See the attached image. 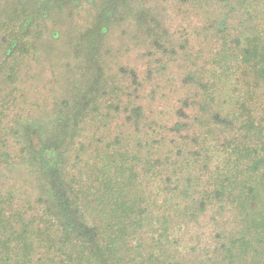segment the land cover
<instances>
[{
  "label": "rangeland",
  "instance_id": "1",
  "mask_svg": "<svg viewBox=\"0 0 264 264\" xmlns=\"http://www.w3.org/2000/svg\"><path fill=\"white\" fill-rule=\"evenodd\" d=\"M36 2V0H0V204L2 201L10 203L6 216L11 221L18 222L17 226L20 228L29 224L30 227L37 229L40 217L44 216L48 208L53 205L45 194L48 186L47 189L42 186L44 178L42 179L39 175L37 159L31 153V149L37 148L41 139L48 143L59 134L71 137L73 129V136L65 143L66 148L63 150L65 164L60 168L61 174L63 177L73 179L71 186L74 192L79 189L90 190L87 197L88 201H92L98 198L94 192L93 174L102 169L101 166L106 159L105 154H111L109 146L117 149L129 145V149L132 150V146L138 142L141 144L149 142L154 136H147L146 129L161 124L168 125L170 121L164 116L169 112L170 107L187 103L191 107L183 110L187 116L179 122L188 124V127L181 132V137L185 138L179 141L173 132H168L167 137L164 136L168 142L176 145V152L183 151L182 155H176L174 151L166 153L164 149L158 151L148 149L141 152L134 149L132 151L133 155L139 158L133 161L136 164L132 168V174L130 173L132 182L129 183L131 187L127 195L124 196L127 197L125 202L130 201L135 203L136 208L141 207L137 201L141 195L137 186L140 182L151 184L147 191L155 193L158 188L160 191L156 200L157 204L149 206L152 202L147 203L145 212L129 220L128 234L121 238L122 247L126 253L121 252L120 256L123 255V264H147L149 259L153 262L155 258L157 264H172V260L182 261L185 255H189L187 252L193 254L190 251L193 248L196 255H189L187 261L183 263H189L190 260L193 264H227L223 260L226 257L227 244L236 237L242 236L244 231L249 230L250 232L251 225L263 224L264 179L259 185L258 198L252 196L254 198L251 197L246 208L239 207L238 201L233 204L229 201H223L217 205L211 204L207 213H199L200 217L196 223L195 221L189 222L185 217L172 220L167 212L174 214L177 207L181 205L184 207L187 201L182 199L188 184L189 191L198 201L208 203L215 202L219 198L212 192L211 181L215 177V168L218 163L221 166V159L218 155H221L220 151L223 152L229 142L241 150L259 151L264 146V137L256 134L252 126L248 128L240 118L231 121L234 110L243 98L240 89L246 87L242 85L247 84V88H251L260 82L258 86H263L261 82L264 81V64L254 68L253 64L257 60L248 62L235 73L236 75L228 78L227 85L222 86L224 81L221 82L222 87L217 93L223 95L220 97L222 101L215 100V104L214 102L208 104L206 100L200 101L201 91L209 77V73L205 74V71L216 70L212 68L211 63L219 58L222 66L230 69V65L236 61L245 46L246 40L253 39L259 34V29L264 24V0H225V8H222L224 6L222 0L221 5L218 3V7L214 8V12L208 9L210 15L205 16L199 14L200 11H196L192 6L184 8L186 5L181 0H173L172 5H164L161 0H145L142 4L132 2L130 11L119 10L120 15L127 18L115 21L116 25H111L107 37L97 39L96 45L100 46L103 59L108 60L107 73L109 76L107 78L109 80L111 78L120 80L121 69L136 68L143 84L140 91L141 98H139L142 101L140 100L139 105L148 108L147 110L142 108V111H145L143 112L145 117L150 118L145 119L144 117L134 122L133 126L137 130V135H134L132 131L135 130L130 127L134 119L126 117L129 112L118 115L116 122L111 126L113 130L110 132L105 133V129L104 132L100 129L94 130L96 142L91 146L89 137L92 129L89 126L90 115H88L90 108L87 107V110L83 112L79 106L84 105L85 107L89 104L90 107H98L101 104L99 100L94 104L83 101L86 90L78 87V81H74V73L83 67V57L82 55L76 57L73 50L78 42H75L73 46L68 45V42L72 44L78 34L92 27L95 22L96 9L88 7L86 0H82L79 4L75 2L81 5L79 9L75 8L74 3H71L72 6L67 5L63 8L62 18L58 16L56 10L54 13L51 11L50 17L45 19L42 15L50 9V5L40 6ZM245 3H251L247 5L250 9L243 11ZM141 7L145 10V15L150 14L155 18L159 30L165 29L174 33V31L184 29L189 34L186 35V40L177 38V35L164 39V41H174V44L165 46V55L157 53L154 49L150 50L153 55L147 58L149 67L145 66L147 59L142 58L143 55L145 57L148 55L145 52L147 44L137 46L140 40H135L141 33L136 26L141 23L144 26L150 24L149 19L134 22L132 11L139 10ZM176 8H181V12L185 14L177 16L178 9ZM14 10L19 11L11 12L12 17L8 19V11ZM32 10L42 14L36 22L30 16ZM216 11H219V14ZM22 14L26 16L19 17ZM18 17L19 21L16 20ZM24 17L27 19L24 24L22 23L20 31H24L27 35L26 43L28 42L27 47L30 53H26L23 59H17L15 53H12L15 47L10 45L11 40L8 41L7 35L8 29H14L12 25L16 22L21 23ZM203 27L207 31L201 35ZM40 30L42 34H39V40H34L33 37H39L38 31ZM152 32L155 34L154 30ZM54 33L60 34V39L52 41ZM179 34L181 35V32ZM126 35L129 36L126 37ZM204 36L207 37L206 42ZM217 38H223L224 42V46L220 47V50L224 52L221 58L216 56L215 52L218 48ZM58 42H61V45ZM93 42L90 45L86 43V45L90 48ZM208 42L211 44H207ZM180 43H186L181 51L178 50ZM37 47L42 51L35 53ZM93 47L96 48L95 45ZM130 48L131 52L126 54ZM174 50L176 54L172 53ZM7 55L10 56L8 59H6ZM253 56L259 60L262 53ZM191 80H194V84L189 83ZM100 93L104 94L103 91ZM256 93L259 98L264 99V88L256 89ZM132 97L134 96L130 95L127 99L129 100V104L126 105L128 109L134 107ZM197 105H206L207 109L205 108L201 113L198 109L203 111L204 108L201 109L200 106L197 108ZM150 109L152 114H149ZM227 111H230L231 117L227 116ZM212 115L216 116L217 122L212 119ZM255 115L259 119L261 113L256 112ZM203 119L207 124H211L203 125V127L195 125ZM193 121L196 123L192 127L191 122ZM126 122H129L128 125H123ZM65 128H70L71 131ZM41 135L40 140H37V136ZM128 135H134V137L141 135V138L139 141H134L136 139L129 138ZM76 144H80L81 151L74 149L73 146ZM164 148L167 147L164 146ZM157 160L161 174L159 178L163 180L161 185L156 175L150 177L157 170L154 168L152 173L150 164L153 165ZM134 181H136L135 185ZM46 184L50 186L49 181ZM195 186L198 187L197 190L207 191L209 199H205L204 194L202 197L194 194L192 191ZM209 186L211 190H208ZM88 213H83L81 231L73 234V243L69 246L63 244L64 237L60 229L51 228L50 237L58 245L48 249L44 244V237L43 241L39 242L40 245L35 248V258L33 257L35 263L42 264L48 259H53L54 264H63L72 253H76L73 252V245L75 249H79L80 242L87 241L90 233H96L99 242L101 232L97 226L102 223L89 217ZM51 220L52 216L43 218V223L39 224V227L45 224L50 225ZM187 222H189L188 226H182ZM191 223L193 224L190 225ZM35 229L34 232H36ZM261 230L264 234V227ZM132 232H134L133 235H131ZM169 237L173 240L177 239L179 247L170 246ZM38 239L41 240V238ZM103 241L101 239L99 244ZM222 245H226L223 248L224 251L217 252L216 248ZM195 249H201L202 252L199 253ZM48 250L52 252L48 253ZM249 256L247 264H264V242L257 244ZM234 261H239V259L236 258ZM231 264H236V262ZM239 264L246 263L240 261Z\"/></svg>",
  "mask_w": 264,
  "mask_h": 264
},
{
  "label": "trees",
  "instance_id": "2",
  "mask_svg": "<svg viewBox=\"0 0 264 264\" xmlns=\"http://www.w3.org/2000/svg\"><path fill=\"white\" fill-rule=\"evenodd\" d=\"M36 1V3H38L40 6L43 5L45 7H48L47 5H50V9L46 11L44 15H42L39 11L32 10L30 16L35 22L37 19L41 18V15L42 18L48 19L51 15L50 12L52 11L51 13H54L56 10L58 11V16L62 18V12L64 11L63 8H65L67 5L72 6L73 3L79 4V2H81L82 0ZM144 1L145 0H86L88 7L91 6L92 9H96V13L94 15L95 22L93 23L91 28H88L86 31L78 34L72 44H70L71 42H68V45L71 46H73L75 42H78L76 48L73 50L75 51L76 57L80 55H82L83 57V67L78 69L74 73V81H78L77 86H80L82 89L86 90L83 95V97L85 98L83 101L86 100L94 104L95 101L99 100L102 106L101 107L100 105H98V107H90L89 104L85 107L84 105L79 106V109L82 108L81 111L83 112L87 110V107L90 108L88 112V115H90L89 126L90 129H92V134L89 137L90 146L94 144V142H96L94 138L96 135L94 133V130L100 129L102 132H104L105 129V133L110 132L111 130H113L111 126L116 122V117H118V115L124 113L127 114L129 112L126 117H132L134 119L130 126L135 130L132 131L134 135H137V130L133 126L134 122L142 120L145 117L143 113L145 111H142V108L144 107L142 105H139V102L141 100L139 99L141 98L140 91L143 84L141 83V79H139L138 77L136 68L133 67L130 70L121 69V71L119 72V76L121 77L120 80L112 78L109 80L107 78V76H109L107 73L108 60H106L105 58L103 59V55L100 53L99 49L100 46L96 45L97 39L107 37V35L109 34V29H111V25H116V23H114L115 21H120L127 18L124 17V15H120L119 10L130 11V3L134 2L135 4H142L144 3ZM161 1L164 3V5H172L173 2V0ZM221 1L222 0H181V2H184L186 5L184 8L192 6L196 11H200V13L198 12L199 14H202L204 16L210 15L208 9H211L214 12V8L218 7L219 4L221 5ZM224 1L225 0H223L224 6L222 8H225L226 6ZM77 4L75 8L79 9L81 5ZM249 4L251 3H245L243 5V11L250 9L249 7H247V5ZM142 9L143 8L141 7L139 10L136 9L132 11V13H134V22H141L143 19H149L148 21L150 23L148 24V26H144L142 23L136 26L138 31L141 32L140 35L135 39L140 40L137 46H139L140 44H147V51L145 52H147L148 55L146 57L143 55L142 58L147 59L148 57H151L153 53H150V50L152 49H154V51L159 54L165 55V46L174 44V41H164V39H169L170 37L177 35V38H184L186 40L185 37L189 35L188 33H186L187 31H185L184 29H180L177 32L174 31V33H170L165 29L159 30L157 28L158 22L154 20L155 18L150 14L145 15V10ZM176 9H178V11L176 12L177 16L185 14L184 12H181V8ZM17 11L19 10L8 11V19H11L12 17L11 12ZM231 11L233 12V10H230V12ZM216 12H218L219 14V11ZM23 16H26V14H22L19 17ZM19 17L16 20L19 21ZM26 19L27 17H24V19L21 20V23H14L12 25L14 29H8V41L10 42L11 40L10 45L15 47L12 53H15V58L17 59H23L26 53H30V50L27 47L28 42L26 43V40H28L27 35L24 33V31H20V28L21 26H23ZM37 26L38 25L36 24V27ZM152 30L155 31V34L152 32ZM259 30V34L256 37L246 40L245 46L243 47L236 61L230 65V69H228L227 67H223L222 61L219 60V58L211 63V65H213L212 68H215L216 70L212 69V71H205V74L209 73V77L208 80H206V85L203 84L204 86L201 91L200 101L204 102L206 100L208 104L210 102H214L215 104V100L222 101L223 99H220V97H223V95L217 93V91L219 92V88L225 86V84L227 85V83L229 82L228 78L236 75L235 73L246 66L248 62L251 63L254 60H257L253 64L254 68L264 64V24ZM206 31L207 30L203 27V29L201 30V35L205 34ZM179 32H181V35L179 34ZM39 34H42L41 30L38 31V35ZM40 35L38 38L33 37L34 40L37 39L38 41ZM128 36L129 35H126V37ZM214 38L216 39L215 36ZM54 39H60V34L54 33L52 36V41ZM217 40L220 41L218 42ZM217 40L216 45L218 46V48L215 52L216 56L218 55L221 58V55H223L224 52L220 50V47L224 46V42L223 38H217ZM204 41H207L206 36H204ZM61 42H58V44L61 45ZM91 42H93L92 44L95 45L96 48H94L92 44V47H88ZM86 43H88L89 45H86ZM209 43L211 44V42H208L207 44ZM185 46L186 43H180V48L178 50L181 51L185 48ZM41 51L42 50H39L37 47L35 53H39ZM129 52H131V48L126 54H128ZM172 53L176 54V50H174ZM258 53H262V56H260L259 60L256 59L257 57L253 56ZM9 57L7 55L6 59H8ZM147 65H149L148 59L145 66ZM221 67L223 68L221 69ZM241 74L243 75V73ZM238 79L239 78H237V80ZM223 81L224 84L220 86V83ZM189 83L194 84V80H191ZM261 83L264 86V81H262ZM244 85L246 88L244 87L245 89H240L242 90L241 93L243 94V98L240 100L237 108L234 110L235 113H233V117H235H231L230 111H227V116L232 118V122L233 119L238 120V118H240V120L244 122L245 126H247L248 128L252 126V130L255 131L256 134L258 133L262 137H264V99L259 98L256 93V89L264 87L255 85L254 87L247 88V84H243L242 86ZM102 91L104 92V94L100 93ZM130 95L134 96L132 97V102H134V105H132L134 107L132 109H128L126 106L129 104V100L127 99L130 98ZM198 106L200 105H197V108ZM188 107H191V105L187 103H182V105L178 106L172 105L169 112L164 116L165 118H168V121H170L168 122V125L161 124L156 127L154 126L153 128H147L145 134L147 136H154V138L145 144H141L138 142L137 144L132 146V150L129 149V145L125 148L119 147L117 149H114V147L110 145L109 148H111V154H105L106 159L101 166L102 169L93 174L95 178L93 180L95 183L94 192L98 195V198L92 201H88L89 198L87 197L90 190L84 191L82 189H79L80 187H83L80 185V187L78 188L79 190L77 192H74V189L72 190L73 186H71V182L73 179H70L71 177H63V175L61 174L62 170L60 168H62V166L65 164V161H63V150L66 148L65 143H67L69 141L68 139H71L73 136V129L71 131L70 128H65L66 130H70L72 132L71 137L62 136L59 134L54 138V140H51L48 143L43 142L42 139L40 140V137H42V135L37 136L36 139L40 140V142L38 143L37 148L31 149V153L32 155L34 154L35 158L37 159L38 172L40 173L39 175L42 179L44 178L42 186H44V188L46 189L48 186L45 194L49 197V201H51L53 205L52 207L48 208V212H46L44 216L40 217V221L37 222V229H35L34 227H30L29 224L25 227L20 228L17 226L18 222L15 223V221H11L10 218L6 216V212L8 211V206L10 203L2 201V203L0 204V264H36L33 259V257L35 258L34 251L35 248L40 245L39 242L43 241L44 237V244L48 247V249H50V247L54 248V246L58 245V243H56V241L50 237V232H52L51 228L53 227L58 228V230L60 229V232L64 237L63 244L69 246L70 243H73V234L81 231L82 217L84 215L83 213L86 212H89V217H93L94 219L99 220L102 223L97 227L100 229L101 239H103L104 241L99 244L101 239H99L98 242L99 237L96 238V233H90L89 237L87 236V241L80 242L79 249H75V245H73V252L76 253H72L70 258L64 260L63 264H123V255L120 256V253L126 252L122 247L121 238H124L125 235L128 234L129 220L133 218V216L137 214L139 215L141 212H145V210L147 209V203L152 202V204L150 203L149 206L157 204L156 200L159 197L160 191L159 188L155 193H152L153 191H147L151 184L148 182L145 184H143L144 182H140L137 186L139 187L138 191L141 192V195L138 197L137 201L138 205H140L141 207L136 208L135 203H131L130 201L125 202V199L127 197L124 196L127 195L126 193L131 187L129 183L132 182L130 173L132 174V168L135 167L136 164L133 161L138 160L139 158L136 155H133L132 151L134 149H138L139 152L148 149H157V151L164 149V152L166 153L168 151H174L175 153L177 150L176 145H172L171 142H168L165 137H167L168 132H173L175 136H177V140L181 141V139L183 140V138H185L181 137V132L188 127V124H180L179 122L180 119H183L187 116L183 110H186ZM200 108H204L203 111L198 109L199 112L202 113L204 112L205 108L207 109V106L201 105ZM144 109L147 110L148 108L145 107ZM238 111H240L239 115ZM256 112L261 113L259 119L255 117ZM153 113L155 114L154 111ZM149 114H152V110ZM149 118L150 117H145V119ZM212 119L215 122L218 121V119L216 120L215 115H212ZM128 123L126 122L123 125L127 126ZM195 123L196 122L194 121L191 122V126L193 127ZM208 124L210 125L211 123ZM208 124L203 119L197 122V124L195 125H198V127H203V125ZM142 130L144 131V129ZM134 135L128 136H130L129 138H133ZM139 138H141V135H138V137H134V139H136L134 141H139ZM157 138L158 140H156ZM55 140L57 141L53 143V141ZM30 143L33 144L32 142ZM119 144H121L120 141ZM77 145L78 144L73 147L79 152L81 151V148L79 147L80 144L78 146ZM164 146H166L167 148H164ZM182 152L183 151L180 150L176 152V155H182ZM220 154L221 155H218V157H220L221 159V166H219L218 163V166H216L215 168V177L211 181V186L213 187L212 192L215 193V195L219 196V198L215 201L212 196V199L215 202L206 203L205 201H198L189 191L190 187L188 184L187 191L184 195V198L182 199L184 201H187H185L186 203L184 207L182 205L177 207V211L173 212L174 214L167 212V215L171 216L172 220L185 217L189 222L195 221L196 223V221H198L200 217L199 213H207L208 208L211 204L217 205L218 203L223 201H229L230 204H233L238 201L239 207L246 208L252 196H255L256 199L258 198L260 192L259 185L263 183L264 179V146L259 151L255 149L241 150L238 146H235L234 144H232V142H229L226 145V148H224V151H220ZM147 163L149 162L147 161ZM154 168L157 170H155V173L151 174L150 177L156 175V177H158V182L161 185L163 183V180L161 179V177L159 178L161 174L159 170L158 160L154 162L153 165L150 164L151 172H154ZM45 179L47 180L45 181ZM48 181L50 182V186L49 184H46V182ZM135 182L136 181H134V185ZM193 188L194 189L192 192L194 194L201 197L204 194L205 199H209L207 191L203 192V190L201 189L197 190L196 188L198 187L196 186ZM208 190H211L210 186L208 187ZM81 209H85V211H81ZM47 216H52V220L50 222L51 224H45V226L41 225L42 227H39V224L43 223V218H47ZM189 222L182 226H188ZM262 223L263 224L260 225H251L250 232L249 230L244 231L242 236L236 237L233 241L231 240L229 244H227L228 247H226L225 249L226 257H224L225 259H223L227 264H231L233 262L239 264L240 261L241 263H248V260L250 258L249 254L251 253L252 249L256 248L257 244L264 242V239H262L264 234L261 232V228L264 227V219H262ZM192 224L193 223H191L190 225ZM31 228L32 230H30ZM34 229L36 232H34ZM133 234L134 232H132L131 235ZM254 234L256 236H254ZM38 238H41V240H39ZM169 239L170 246L174 245L179 247L177 239L173 240L171 237H169ZM225 246L226 245H222L220 246V248L217 247V252H222ZM192 249H190V251L193 254H190L186 251L190 256L196 255V252H194ZM195 250L199 253L202 252L201 249ZM51 252L52 251L48 250V253ZM189 255H185L182 261L172 260V264H193V262L190 263V260L189 263H183V261H187ZM236 258H238L239 261H234L236 260ZM69 259L71 260L69 261ZM154 260L157 261L156 258ZM155 261L152 262V260L149 259V262H147V264H157ZM48 263L54 264L53 259H48L47 261L42 262V264Z\"/></svg>",
  "mask_w": 264,
  "mask_h": 264
}]
</instances>
